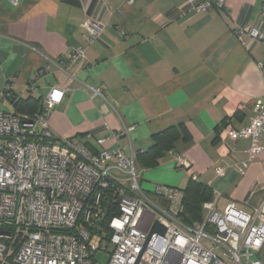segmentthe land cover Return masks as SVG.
Here are the masks:
<instances>
[{
    "label": "crops",
    "instance_id": "1",
    "mask_svg": "<svg viewBox=\"0 0 264 264\" xmlns=\"http://www.w3.org/2000/svg\"><path fill=\"white\" fill-rule=\"evenodd\" d=\"M186 1L0 0V88L15 76L13 93L42 103L50 87H65L48 116L49 129L92 150L100 149L96 139L108 138L105 148L135 155L155 133L183 124L189 139L140 169L179 188L194 175L212 189L217 206L233 200L249 211L264 194V150L248 160L250 141L229 130L248 124L254 104H264V41L242 43L234 29L247 23L264 34L261 0L180 12ZM90 13L105 26L84 59L50 64L84 44L81 24ZM47 65L30 93V77ZM90 88H101L106 100L91 96ZM263 143L264 137L256 142ZM176 155L187 168L177 166Z\"/></svg>",
    "mask_w": 264,
    "mask_h": 264
},
{
    "label": "built area",
    "instance_id": "2",
    "mask_svg": "<svg viewBox=\"0 0 264 264\" xmlns=\"http://www.w3.org/2000/svg\"><path fill=\"white\" fill-rule=\"evenodd\" d=\"M211 9H225V0H187L179 7L180 12ZM81 26L84 44L50 64L81 62L86 46L100 38L105 21L90 13ZM234 32L242 43L247 37L264 41L261 30L247 23L237 24ZM48 67L30 77V93L37 91L35 82ZM14 82L15 76L7 78L0 101L13 94ZM65 91L57 84L50 87L33 114L0 110V264H100L95 260L99 251L108 253L106 264H264V194L249 211L233 200L222 210L216 200L204 202L202 218L189 220L183 213L182 188L140 187L133 153L105 148L108 138L96 139L100 149L92 150L84 141L51 132L48 116ZM90 95L106 100L101 88H90ZM254 110L248 124L229 130L233 138L250 141L248 160L264 150V143L256 144L264 137V104L255 103ZM175 160L180 168L188 167L181 155ZM117 173L130 181L127 188L117 181ZM113 182L120 187L106 207L103 197ZM110 206L114 213L101 233ZM105 208V219L99 222ZM156 223L163 233L155 229Z\"/></svg>",
    "mask_w": 264,
    "mask_h": 264
},
{
    "label": "trees",
    "instance_id": "3",
    "mask_svg": "<svg viewBox=\"0 0 264 264\" xmlns=\"http://www.w3.org/2000/svg\"><path fill=\"white\" fill-rule=\"evenodd\" d=\"M7 100L14 107V113L20 111L32 114L41 108L40 99L31 94L25 98H19L13 93ZM188 139L189 136L183 124L168 126L152 136V143L149 147L135 154V161L142 168L152 167L165 152L174 147L177 141H187ZM119 187V184L113 182L110 188L105 191L103 202L110 200L112 192ZM182 190L184 192L183 213L188 216L189 220L201 219L203 216L202 204L213 199L212 189L207 184L190 177ZM111 209L110 206L104 223L100 225L101 233L107 231L108 219L114 213V211L111 213ZM108 236L109 232H106V237Z\"/></svg>",
    "mask_w": 264,
    "mask_h": 264
},
{
    "label": "rangeland",
    "instance_id": "4",
    "mask_svg": "<svg viewBox=\"0 0 264 264\" xmlns=\"http://www.w3.org/2000/svg\"><path fill=\"white\" fill-rule=\"evenodd\" d=\"M0 110L6 113H9V112L13 113L15 111L14 107L11 105V103L7 99L0 101ZM135 168H136V172L139 173V177H141L140 187L143 190L153 191L156 184H164L154 179L148 170L140 169V167L137 165L135 166ZM115 176L117 177V181L121 182L124 185V187L127 188L129 186L130 181L127 179L126 176H124V174L117 173ZM222 209H223V205L220 202L218 204V210H222ZM108 256L109 255L107 252L99 251L95 255V260L98 261L100 264H106L108 260Z\"/></svg>",
    "mask_w": 264,
    "mask_h": 264
},
{
    "label": "water",
    "instance_id": "5",
    "mask_svg": "<svg viewBox=\"0 0 264 264\" xmlns=\"http://www.w3.org/2000/svg\"><path fill=\"white\" fill-rule=\"evenodd\" d=\"M105 206H106V207L108 206V201L105 202ZM106 213H107V209L105 208V210H104V215H103V217L99 220V222H103V221H104L105 216H106ZM97 223H98V222H97ZM97 228H98V226H97ZM155 229H157V230H158L159 232H161V233L164 232V228H163L160 224H158V223H156V225H155Z\"/></svg>",
    "mask_w": 264,
    "mask_h": 264
}]
</instances>
